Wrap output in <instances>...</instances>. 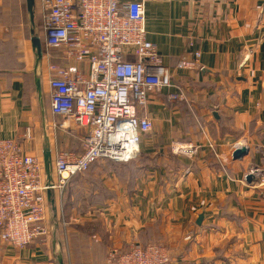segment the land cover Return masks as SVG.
<instances>
[{"label":"crops","instance_id":"0c3cea01","mask_svg":"<svg viewBox=\"0 0 264 264\" xmlns=\"http://www.w3.org/2000/svg\"><path fill=\"white\" fill-rule=\"evenodd\" d=\"M142 1L147 40L183 99L150 94L152 129L138 157L72 178L64 227L52 216L41 240L20 250L0 242V264H103L110 249L149 244L163 246L169 264H264V0ZM25 9L26 0H0V139L41 161L48 149L53 162L80 151L81 132L59 128L51 113L48 65L57 59L38 57ZM180 59L197 69L177 70ZM172 143L197 153L174 155ZM239 145L247 153L234 160ZM59 195L50 191L46 204Z\"/></svg>","mask_w":264,"mask_h":264},{"label":"built area","instance_id":"2783aa9c","mask_svg":"<svg viewBox=\"0 0 264 264\" xmlns=\"http://www.w3.org/2000/svg\"><path fill=\"white\" fill-rule=\"evenodd\" d=\"M44 45L57 62L48 65L50 110L63 130L81 132L82 150L63 151L46 183L42 161L22 142L0 139V242L23 249L47 235L46 194L104 161L127 163L139 155L141 137L152 129L148 96L170 89L183 99L156 46L147 40L142 0H40ZM199 57L195 53V58ZM175 68L197 69L180 59ZM29 135H24V141ZM172 154L192 157L197 147L172 143ZM264 186V180L260 183ZM161 245L110 249L106 264H168Z\"/></svg>","mask_w":264,"mask_h":264},{"label":"rangeland","instance_id":"374dc122","mask_svg":"<svg viewBox=\"0 0 264 264\" xmlns=\"http://www.w3.org/2000/svg\"><path fill=\"white\" fill-rule=\"evenodd\" d=\"M40 0H35V6H34V23L33 25L30 24V21L28 19V13L26 9L24 10V34L26 36H30V30L33 29L34 35L37 36L41 43V50L47 54H53L54 52L50 49H47L44 44V31H43V16L41 12V6H39ZM52 179L56 181V176H54V173L52 172ZM61 191V195L57 197L56 199V205L55 207H51L48 203L47 205V211L46 215L43 221L44 226L48 225L49 221L52 220V216H54V220L58 222V226L64 227L63 222V208L66 207V203L68 202V196H69V190L66 189V187ZM83 192H80L79 189L74 190L72 195L74 196V199L77 198V203L82 201V198H79ZM80 204V203H79ZM80 206V205H79ZM90 212V210H88ZM86 211V213H88ZM84 213V212H83ZM46 220V221H45ZM66 221V220H65ZM47 229V228H46ZM163 247V246H162ZM168 253V252H167ZM169 255V253H168ZM169 262H170V255H169ZM169 264V263H168Z\"/></svg>","mask_w":264,"mask_h":264},{"label":"water","instance_id":"95a60500","mask_svg":"<svg viewBox=\"0 0 264 264\" xmlns=\"http://www.w3.org/2000/svg\"><path fill=\"white\" fill-rule=\"evenodd\" d=\"M34 4L35 0H26V9L29 16L30 24L33 25L34 23ZM32 35V45L36 49L38 57H41L42 50H41V43L37 36L34 35L33 29L30 30ZM247 150L245 147L239 145L235 148V150L232 153V158L234 160L240 159L244 155H246ZM42 165H43V171L45 174V180L47 184H50L52 182V162H51V155L48 149H45L42 154ZM252 178V176H248L247 180L249 181ZM50 193V190L47 192V194ZM199 223V222H197Z\"/></svg>","mask_w":264,"mask_h":264},{"label":"trees","instance_id":"16d2710c","mask_svg":"<svg viewBox=\"0 0 264 264\" xmlns=\"http://www.w3.org/2000/svg\"><path fill=\"white\" fill-rule=\"evenodd\" d=\"M35 6V5H34ZM54 52V51H53ZM52 56H53V58H56V55H55V52L52 54ZM57 61V60H56ZM80 151H72L73 153H76V154H78V153H80L81 152V150H82V144H81V142H80ZM149 245H158V244H149ZM147 246V245H146ZM143 247H145V246H143ZM108 254H109V250H108V252L106 253V256H105V260H104V263L103 264H106V259H107V256H108Z\"/></svg>","mask_w":264,"mask_h":264},{"label":"bare ground","instance_id":"6f19581e","mask_svg":"<svg viewBox=\"0 0 264 264\" xmlns=\"http://www.w3.org/2000/svg\"><path fill=\"white\" fill-rule=\"evenodd\" d=\"M167 251V250H166Z\"/></svg>","mask_w":264,"mask_h":264}]
</instances>
